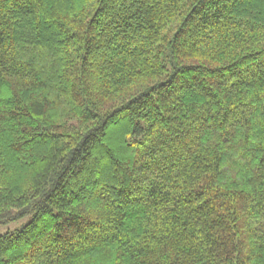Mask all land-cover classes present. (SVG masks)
I'll use <instances>...</instances> for the list:
<instances>
[{
  "label": "trees",
  "instance_id": "obj_1",
  "mask_svg": "<svg viewBox=\"0 0 264 264\" xmlns=\"http://www.w3.org/2000/svg\"><path fill=\"white\" fill-rule=\"evenodd\" d=\"M0 264H264V0H0Z\"/></svg>",
  "mask_w": 264,
  "mask_h": 264
},
{
  "label": "rangeland",
  "instance_id": "obj_2",
  "mask_svg": "<svg viewBox=\"0 0 264 264\" xmlns=\"http://www.w3.org/2000/svg\"><path fill=\"white\" fill-rule=\"evenodd\" d=\"M29 218L30 217L28 216L17 222L0 226V235L4 233H10V232L19 230L22 226H24L29 221Z\"/></svg>",
  "mask_w": 264,
  "mask_h": 264
}]
</instances>
